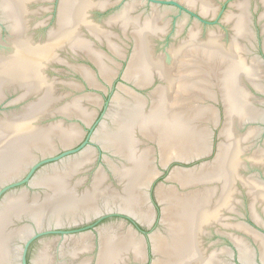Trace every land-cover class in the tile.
<instances>
[{"label":"water","instance_id":"obj_1","mask_svg":"<svg viewBox=\"0 0 264 264\" xmlns=\"http://www.w3.org/2000/svg\"><path fill=\"white\" fill-rule=\"evenodd\" d=\"M0 264H264V0H7Z\"/></svg>","mask_w":264,"mask_h":264}]
</instances>
